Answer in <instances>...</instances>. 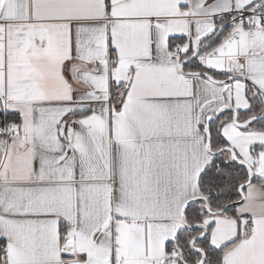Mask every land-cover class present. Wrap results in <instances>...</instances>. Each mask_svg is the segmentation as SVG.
I'll return each instance as SVG.
<instances>
[{
	"label": "snow or ice",
	"instance_id": "1",
	"mask_svg": "<svg viewBox=\"0 0 264 264\" xmlns=\"http://www.w3.org/2000/svg\"><path fill=\"white\" fill-rule=\"evenodd\" d=\"M0 264H264V0H0Z\"/></svg>",
	"mask_w": 264,
	"mask_h": 264
}]
</instances>
